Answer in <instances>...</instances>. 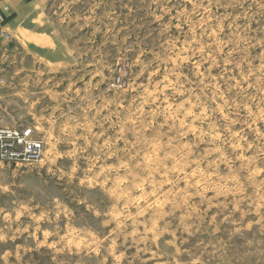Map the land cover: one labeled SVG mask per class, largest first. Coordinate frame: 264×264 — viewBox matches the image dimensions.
Masks as SVG:
<instances>
[{
  "label": "rangeland",
  "instance_id": "1",
  "mask_svg": "<svg viewBox=\"0 0 264 264\" xmlns=\"http://www.w3.org/2000/svg\"><path fill=\"white\" fill-rule=\"evenodd\" d=\"M13 6L0 264H264V0Z\"/></svg>",
  "mask_w": 264,
  "mask_h": 264
},
{
  "label": "built area",
  "instance_id": "2",
  "mask_svg": "<svg viewBox=\"0 0 264 264\" xmlns=\"http://www.w3.org/2000/svg\"><path fill=\"white\" fill-rule=\"evenodd\" d=\"M44 143L33 137V130H0V157L3 161H26L36 163L42 160Z\"/></svg>",
  "mask_w": 264,
  "mask_h": 264
},
{
  "label": "crops",
  "instance_id": "3",
  "mask_svg": "<svg viewBox=\"0 0 264 264\" xmlns=\"http://www.w3.org/2000/svg\"><path fill=\"white\" fill-rule=\"evenodd\" d=\"M13 7H14V8H10V7H9V8H8V11H7L6 9H1V8H0V15H5V14H6V15L9 16V17L12 15V16H11L12 18H13V17H14V18L17 17V15L21 13V8H18V9H17V6H13ZM11 11H12V12H11ZM8 25L10 26V25H12V24L9 23ZM11 31H12V32H17L16 27H15L14 30H11Z\"/></svg>",
  "mask_w": 264,
  "mask_h": 264
}]
</instances>
